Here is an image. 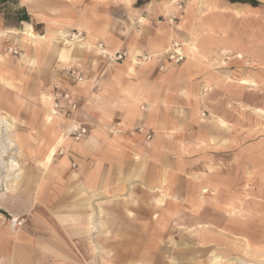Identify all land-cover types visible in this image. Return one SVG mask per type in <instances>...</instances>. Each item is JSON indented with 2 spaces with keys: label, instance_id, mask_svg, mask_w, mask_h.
I'll list each match as a JSON object with an SVG mask.
<instances>
[{
  "label": "crops",
  "instance_id": "0c3cea01",
  "mask_svg": "<svg viewBox=\"0 0 264 264\" xmlns=\"http://www.w3.org/2000/svg\"><path fill=\"white\" fill-rule=\"evenodd\" d=\"M243 1L0 0V115L23 142L22 182L37 189L31 216L42 213L40 219L58 224L31 225L8 238L2 260L92 264L97 247L82 228L93 212H103L107 224L118 202L137 217L145 207L155 211L158 199L169 213L181 207L190 219L219 212L210 200L235 188L234 170L215 161L220 151L204 150L214 144L201 118L219 117L225 103H256L250 68H234L239 61L217 66L257 53L248 46L256 35L250 17H258L264 0ZM171 15L183 20L173 29L158 24ZM29 31L41 38L35 47ZM75 31L90 45L59 41ZM189 38L198 51L187 48ZM174 39L188 54L178 66L167 60ZM11 49L20 55L12 56ZM118 50L129 57L111 63L108 56ZM71 70L85 81L72 80ZM245 72L248 84L241 83ZM73 126L86 127L87 136L71 137ZM101 250L113 251L112 242L106 240Z\"/></svg>",
  "mask_w": 264,
  "mask_h": 264
},
{
  "label": "rangeland",
  "instance_id": "374dc122",
  "mask_svg": "<svg viewBox=\"0 0 264 264\" xmlns=\"http://www.w3.org/2000/svg\"><path fill=\"white\" fill-rule=\"evenodd\" d=\"M261 6L263 7L260 4L259 8L262 11L258 17L255 15L250 17L251 30H254L252 25H255L256 35L251 39L253 43L248 46L257 52L256 55L240 54L241 57H235L230 64L228 60H222L217 65L228 68L235 63L234 61H239L234 68L241 70L250 68L251 80H256L254 82L257 83L253 86L256 97L254 95L251 97L256 98V103H240L239 106L232 103L229 106L225 103V108L219 106V117L203 114L201 118L203 131L214 144L204 150L211 151L214 148L220 151L221 154L215 161L226 171L234 170L235 188L231 187L228 191L223 190L217 194L218 201L210 200L213 206L219 207V212L209 210L203 217L198 215L193 219H190L185 210L180 209L181 207L176 209L177 212L169 213L170 209H167L160 199L155 203V211L149 212L148 207H145L139 217L132 213L131 206L127 210L124 209L125 206L121 208V203L118 202L114 204L115 213L112 219H108L107 224L103 219V212L102 217L93 212L88 224L84 225L86 228H82L90 233L89 244L97 247L96 254L92 255V264H103L105 259L112 260L113 264H264V7ZM180 20H183L182 17L171 15L168 18L161 17L158 24L167 23L173 29ZM72 34H62L59 41L62 40L68 46H87L72 41L69 38ZM173 41L180 43L186 60L188 54L185 51V44L176 39ZM244 74L243 80L249 79L246 72ZM47 121H51V116H48ZM13 129L10 136L17 150L5 152L3 159L8 160L10 154L14 152L13 156L17 159L19 170L12 174H20V179L16 182L10 181L8 190L0 186V207L8 209L10 213L0 209V256L7 239L14 235L19 236L20 231L25 228L30 229L28 227H32L31 225L39 228L44 223H52V228L58 225L55 221L40 219L42 213L38 214L39 217L30 214L32 207L36 206L33 193H36L37 189L35 185L26 187L22 182L26 176L22 165L25 162L21 150L23 142L12 132ZM194 154V159L202 158L199 156L200 150H196ZM203 166L199 167L203 173L200 176L205 175L202 171ZM188 174L192 176L196 173ZM3 177L0 170V180ZM228 177L229 175H225L222 183H227ZM121 214L125 216L121 218ZM16 220L21 225H17L14 222ZM106 240L107 243L112 242L113 251L101 250ZM0 264L14 263L0 257Z\"/></svg>",
  "mask_w": 264,
  "mask_h": 264
},
{
  "label": "bare ground",
  "instance_id": "6f19581e",
  "mask_svg": "<svg viewBox=\"0 0 264 264\" xmlns=\"http://www.w3.org/2000/svg\"><path fill=\"white\" fill-rule=\"evenodd\" d=\"M27 35L29 36V39H30L31 43L34 46H36L37 41L40 42V40H41V38H39L36 35H34L32 33V31H29ZM66 38L67 37H64V39H66ZM88 39L86 38V39L82 40V42H81V41L76 40V36H75L74 41H76L77 44L80 43L82 45L85 44V45L89 46L90 43H89V40ZM189 41L190 42H188L187 48L189 46L191 53H194V52L198 51L197 41L196 40H193V39H190V38H189ZM103 52H105V51H103ZM240 80H242V79H240ZM241 83L242 84H248L249 82H248V80H243ZM253 85L256 86L257 83L256 82H253ZM0 124H1V129H0V162H1L0 163V170L2 171V175H4V177L1 178V180H0V186L1 187H4L6 190H8L9 189V185H10V181L16 182V181H18V179H20V174H17V175L12 174L13 172L14 173L15 172H18V170H19V164L17 162V159L13 156L14 152L12 154H10V156L8 157V160L3 159L5 157V152H7L9 150L15 151L17 149H16V144L13 142V140L11 139V136H10L11 135V130L14 127L13 123L10 120H8L7 118H5V117H3V116L0 115ZM247 248L249 249V246ZM244 251H246V250H244ZM261 261H259V262H261Z\"/></svg>",
  "mask_w": 264,
  "mask_h": 264
},
{
  "label": "built area",
  "instance_id": "2783aa9c",
  "mask_svg": "<svg viewBox=\"0 0 264 264\" xmlns=\"http://www.w3.org/2000/svg\"><path fill=\"white\" fill-rule=\"evenodd\" d=\"M76 36V40L81 41L84 40L86 37L83 32L76 31L72 34L71 37H69L72 41H74V38ZM10 53L14 55H20V53L14 49L9 50ZM128 58V53L124 51H116L112 55L108 56V59L111 63L120 62ZM167 58L172 61L175 64H181L185 60V55L182 50V46L179 42L173 41L172 47L170 51L167 53ZM150 59V58H149ZM69 77L76 81V82H83L85 81L83 76L76 75L75 71L71 70L69 71ZM64 97L68 99V94L65 93ZM58 107V105H56ZM73 109H77L76 105H72ZM88 134V129L84 126H73L71 130L69 131V135L76 139L77 141L82 140L85 138ZM17 223V220L15 221ZM17 225H21L20 223H17Z\"/></svg>",
  "mask_w": 264,
  "mask_h": 264
},
{
  "label": "trees",
  "instance_id": "16d2710c",
  "mask_svg": "<svg viewBox=\"0 0 264 264\" xmlns=\"http://www.w3.org/2000/svg\"><path fill=\"white\" fill-rule=\"evenodd\" d=\"M230 1L233 2V3H236V2L243 3V2H245L243 0H230ZM252 3H254L255 5L257 4L255 2H252Z\"/></svg>",
  "mask_w": 264,
  "mask_h": 264
}]
</instances>
